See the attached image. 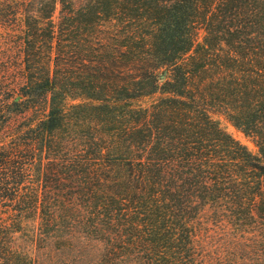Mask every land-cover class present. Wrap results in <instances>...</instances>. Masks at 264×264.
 <instances>
[{
    "label": "trees",
    "instance_id": "1",
    "mask_svg": "<svg viewBox=\"0 0 264 264\" xmlns=\"http://www.w3.org/2000/svg\"><path fill=\"white\" fill-rule=\"evenodd\" d=\"M66 260L264 264V0H0V264Z\"/></svg>",
    "mask_w": 264,
    "mask_h": 264
},
{
    "label": "rangeland",
    "instance_id": "2",
    "mask_svg": "<svg viewBox=\"0 0 264 264\" xmlns=\"http://www.w3.org/2000/svg\"><path fill=\"white\" fill-rule=\"evenodd\" d=\"M55 14L57 15V11L55 12ZM216 119H218L220 126L226 131L228 132L230 135H232L235 139L239 140L241 143H243L244 145H246L248 147L249 150H251L252 152L256 151V148L253 144V142L251 141V139L247 136H245L240 130L236 129L232 124H230L225 118L224 116H219V115H215L214 116ZM63 264H71V261H65Z\"/></svg>",
    "mask_w": 264,
    "mask_h": 264
},
{
    "label": "water",
    "instance_id": "3",
    "mask_svg": "<svg viewBox=\"0 0 264 264\" xmlns=\"http://www.w3.org/2000/svg\"><path fill=\"white\" fill-rule=\"evenodd\" d=\"M163 76V75H162Z\"/></svg>",
    "mask_w": 264,
    "mask_h": 264
}]
</instances>
